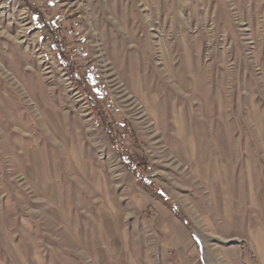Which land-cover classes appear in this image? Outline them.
Returning a JSON list of instances; mask_svg holds the SVG:
<instances>
[{
    "label": "rangeland",
    "instance_id": "1",
    "mask_svg": "<svg viewBox=\"0 0 264 264\" xmlns=\"http://www.w3.org/2000/svg\"><path fill=\"white\" fill-rule=\"evenodd\" d=\"M229 261L264 264V0H0V264Z\"/></svg>",
    "mask_w": 264,
    "mask_h": 264
},
{
    "label": "crops",
    "instance_id": "2",
    "mask_svg": "<svg viewBox=\"0 0 264 264\" xmlns=\"http://www.w3.org/2000/svg\"><path fill=\"white\" fill-rule=\"evenodd\" d=\"M156 206V204H155ZM162 208H159L158 206H156L155 210L156 211H164L161 210ZM159 212L156 213V218L160 217L159 216ZM180 220H178L177 218H174L173 216L168 217L167 219H163V224L161 221L158 222V225H160V227L167 233V235H172L174 232L176 233H180V228H179V222ZM157 224V223H156ZM161 229V230H162ZM183 235V234H182ZM185 237L180 236L177 240L176 243L181 244L182 239H184ZM229 259L232 260L229 256ZM228 259V260H229ZM230 262V261H229ZM232 264V262H230Z\"/></svg>",
    "mask_w": 264,
    "mask_h": 264
}]
</instances>
